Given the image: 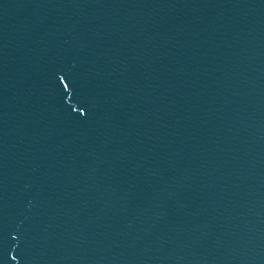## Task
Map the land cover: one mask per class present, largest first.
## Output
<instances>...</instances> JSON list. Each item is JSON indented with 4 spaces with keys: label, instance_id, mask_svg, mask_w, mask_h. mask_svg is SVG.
Here are the masks:
<instances>
[{
    "label": "water",
    "instance_id": "obj_1",
    "mask_svg": "<svg viewBox=\"0 0 264 264\" xmlns=\"http://www.w3.org/2000/svg\"><path fill=\"white\" fill-rule=\"evenodd\" d=\"M0 264H264V0H0Z\"/></svg>",
    "mask_w": 264,
    "mask_h": 264
}]
</instances>
